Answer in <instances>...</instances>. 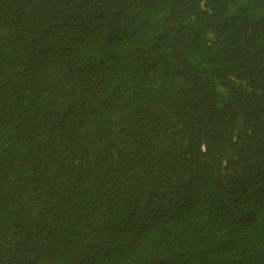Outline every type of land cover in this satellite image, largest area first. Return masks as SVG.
Returning <instances> with one entry per match:
<instances>
[{"label": "trees", "instance_id": "16d2710c", "mask_svg": "<svg viewBox=\"0 0 264 264\" xmlns=\"http://www.w3.org/2000/svg\"><path fill=\"white\" fill-rule=\"evenodd\" d=\"M0 264H264V0H0Z\"/></svg>", "mask_w": 264, "mask_h": 264}]
</instances>
